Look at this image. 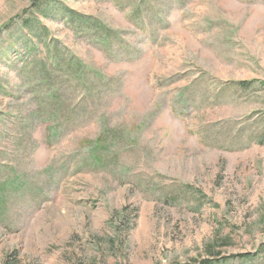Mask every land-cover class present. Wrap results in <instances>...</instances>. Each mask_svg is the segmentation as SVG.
<instances>
[{"label":"rangeland","instance_id":"1","mask_svg":"<svg viewBox=\"0 0 264 264\" xmlns=\"http://www.w3.org/2000/svg\"><path fill=\"white\" fill-rule=\"evenodd\" d=\"M0 264H264V0H0Z\"/></svg>","mask_w":264,"mask_h":264}]
</instances>
